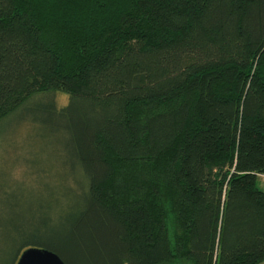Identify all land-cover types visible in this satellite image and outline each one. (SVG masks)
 Wrapping results in <instances>:
<instances>
[{
    "label": "trees",
    "instance_id": "16d2710c",
    "mask_svg": "<svg viewBox=\"0 0 264 264\" xmlns=\"http://www.w3.org/2000/svg\"><path fill=\"white\" fill-rule=\"evenodd\" d=\"M53 90L80 176L10 264L264 260V0H0V118Z\"/></svg>",
    "mask_w": 264,
    "mask_h": 264
},
{
    "label": "rangeland",
    "instance_id": "374dc122",
    "mask_svg": "<svg viewBox=\"0 0 264 264\" xmlns=\"http://www.w3.org/2000/svg\"><path fill=\"white\" fill-rule=\"evenodd\" d=\"M67 100L64 91H44L0 118V264H10L18 252L19 225L32 229L42 213L56 217L71 203L80 168L49 113L53 102ZM258 182L264 187V176Z\"/></svg>",
    "mask_w": 264,
    "mask_h": 264
},
{
    "label": "water",
    "instance_id": "95a60500",
    "mask_svg": "<svg viewBox=\"0 0 264 264\" xmlns=\"http://www.w3.org/2000/svg\"><path fill=\"white\" fill-rule=\"evenodd\" d=\"M15 264H65V262L52 249L43 246H29L19 253Z\"/></svg>",
    "mask_w": 264,
    "mask_h": 264
},
{
    "label": "crops",
    "instance_id": "0c3cea01",
    "mask_svg": "<svg viewBox=\"0 0 264 264\" xmlns=\"http://www.w3.org/2000/svg\"><path fill=\"white\" fill-rule=\"evenodd\" d=\"M263 261H264V260H263ZM263 261H262V262H263ZM260 263H261V262H260ZM258 264H259V263H258Z\"/></svg>",
    "mask_w": 264,
    "mask_h": 264
}]
</instances>
